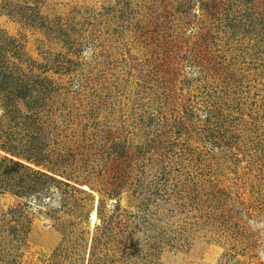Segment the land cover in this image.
I'll return each instance as SVG.
<instances>
[{
	"label": "rangeland",
	"instance_id": "1",
	"mask_svg": "<svg viewBox=\"0 0 264 264\" xmlns=\"http://www.w3.org/2000/svg\"><path fill=\"white\" fill-rule=\"evenodd\" d=\"M0 264H264V0H0Z\"/></svg>",
	"mask_w": 264,
	"mask_h": 264
},
{
	"label": "bare ground",
	"instance_id": "2",
	"mask_svg": "<svg viewBox=\"0 0 264 264\" xmlns=\"http://www.w3.org/2000/svg\"><path fill=\"white\" fill-rule=\"evenodd\" d=\"M95 215H96L95 213H93V214H92V219H94V218H95Z\"/></svg>",
	"mask_w": 264,
	"mask_h": 264
}]
</instances>
